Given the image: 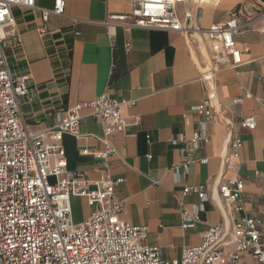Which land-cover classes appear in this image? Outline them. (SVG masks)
I'll list each match as a JSON object with an SVG mask.
<instances>
[{
  "label": "crops",
  "instance_id": "0c3cea01",
  "mask_svg": "<svg viewBox=\"0 0 264 264\" xmlns=\"http://www.w3.org/2000/svg\"><path fill=\"white\" fill-rule=\"evenodd\" d=\"M55 1L36 3L40 8L53 9ZM63 1L64 15L51 16L44 35L37 31L42 26L39 13L14 11L20 42H7L6 57L12 70L27 71L31 77L29 93L20 107L28 129H48L55 125L58 115L108 93L122 104L127 122L125 131L110 139L117 155L104 159L102 125L83 110L79 135H65L62 140L70 172L86 173L91 183L106 177L121 180L115 199L124 205L122 221L146 227V243L162 248L166 260L180 259L183 249L202 243L210 226L225 222L211 196L219 184L231 185L240 178L244 182L245 211L233 212L227 224L232 226L235 218L261 219L264 246V2L204 0L196 8L197 0H189L185 14L195 13L197 25L203 29L225 23L233 14L246 28L235 36L243 65L237 70L221 67L217 71V105L210 109L214 121L206 125L210 141L193 154L194 162L185 172L187 160L170 141L179 135L191 138L203 120L192 109L211 96L202 80L214 64L208 39L200 34L107 28L104 23L108 15L128 13L130 5L107 0ZM181 17L184 21L185 15ZM247 94L251 98H245ZM131 102H135L134 107L129 106ZM243 117H255V130L240 128ZM236 136L243 142L240 159L236 160L231 150L228 156L241 165L224 167L222 154L227 141ZM203 159L208 163L202 164ZM200 186L209 197L206 211L200 224L184 230L179 201L193 209L200 203L199 197L184 196L183 192L187 187ZM93 188L90 184L89 189ZM80 200L83 210L73 211L75 223L85 221L91 213L86 199ZM238 264L257 263L250 253H244Z\"/></svg>",
  "mask_w": 264,
  "mask_h": 264
},
{
  "label": "built area",
  "instance_id": "2783aa9c",
  "mask_svg": "<svg viewBox=\"0 0 264 264\" xmlns=\"http://www.w3.org/2000/svg\"><path fill=\"white\" fill-rule=\"evenodd\" d=\"M107 1L123 2L131 8L128 13L109 14L104 23L107 28L121 26L183 35L200 34L210 43L214 64L202 80L209 86L211 96L192 109L203 120L196 125L191 138L179 135L170 141L186 158L187 172L194 162L193 154L204 149L210 141L206 125L214 121L210 109L217 105L214 99L217 71L221 67L237 70L243 65L235 36L246 25H241L238 15L233 14L227 22L203 29L197 25L196 14L192 11L185 14L184 21L179 18L178 1L175 0ZM203 1L197 0L196 8ZM15 9L39 13L42 26L37 31L44 35L49 18L64 15V1L56 0L53 9H43L37 6L36 0H0V264H238L244 253H250L257 264H264L262 220L243 217L235 218L232 226L227 224L233 212L245 211L244 182L240 178L231 185L219 184L211 196L224 214L225 222L210 226L202 243L183 249L180 259L166 260L162 248L146 243V227L122 221L124 205L115 199V188L121 180L106 177L91 183L86 173L68 170L62 140L65 135H79L83 110H88L89 116L102 125L104 159L117 155L110 139L127 127L122 104L105 93L58 115L54 126L30 131L20 107L21 100L29 93L31 77L27 71L12 70L6 57L7 42L11 40L14 45L20 42ZM261 21L264 24V3ZM262 35L264 38V28ZM242 100L237 99L235 103L240 104ZM129 106L134 107L135 102ZM219 117L223 119L220 114ZM239 126L253 131L256 119L243 117ZM242 146L238 136L227 141L222 154L224 167L241 165L231 162L228 152L231 150L232 156L239 160ZM201 163L207 164L208 159ZM174 170L178 172L179 169ZM259 175L257 172L256 176ZM90 184L93 189H89ZM183 194H195L200 199L191 210L179 201L181 228L188 230L201 223L209 197L202 186L187 187ZM73 198L86 199L91 208L90 216L81 223L73 221Z\"/></svg>",
  "mask_w": 264,
  "mask_h": 264
},
{
  "label": "rangeland",
  "instance_id": "374dc122",
  "mask_svg": "<svg viewBox=\"0 0 264 264\" xmlns=\"http://www.w3.org/2000/svg\"><path fill=\"white\" fill-rule=\"evenodd\" d=\"M177 13L181 16L185 15V12L187 11V6L184 4V0H180L177 5ZM183 19V17H181ZM72 207L73 211H82L83 210V204L80 198L72 199Z\"/></svg>",
  "mask_w": 264,
  "mask_h": 264
},
{
  "label": "water",
  "instance_id": "95a60500",
  "mask_svg": "<svg viewBox=\"0 0 264 264\" xmlns=\"http://www.w3.org/2000/svg\"><path fill=\"white\" fill-rule=\"evenodd\" d=\"M185 4H186V6H187V8H188V10H189V7H190V2H189V0H185Z\"/></svg>",
  "mask_w": 264,
  "mask_h": 264
},
{
  "label": "bare ground",
  "instance_id": "6f19581e",
  "mask_svg": "<svg viewBox=\"0 0 264 264\" xmlns=\"http://www.w3.org/2000/svg\"><path fill=\"white\" fill-rule=\"evenodd\" d=\"M175 2H177V0H175Z\"/></svg>",
  "mask_w": 264,
  "mask_h": 264
},
{
  "label": "trees",
  "instance_id": "16d2710c",
  "mask_svg": "<svg viewBox=\"0 0 264 264\" xmlns=\"http://www.w3.org/2000/svg\"><path fill=\"white\" fill-rule=\"evenodd\" d=\"M264 2V0H262Z\"/></svg>",
  "mask_w": 264,
  "mask_h": 264
}]
</instances>
